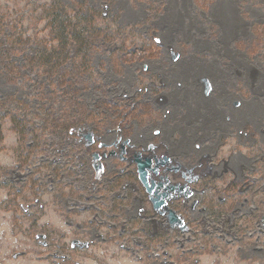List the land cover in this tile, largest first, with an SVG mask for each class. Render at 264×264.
Returning <instances> with one entry per match:
<instances>
[{
	"label": "rangeland",
	"instance_id": "374dc122",
	"mask_svg": "<svg viewBox=\"0 0 264 264\" xmlns=\"http://www.w3.org/2000/svg\"><path fill=\"white\" fill-rule=\"evenodd\" d=\"M155 129L177 144L237 133L264 167V0H0V195L25 170L32 188L60 170L90 187L79 139L156 142ZM40 217L29 243L0 217L10 250L29 253L7 264H57L35 238Z\"/></svg>",
	"mask_w": 264,
	"mask_h": 264
},
{
	"label": "flooded vegetation",
	"instance_id": "af4514ba",
	"mask_svg": "<svg viewBox=\"0 0 264 264\" xmlns=\"http://www.w3.org/2000/svg\"><path fill=\"white\" fill-rule=\"evenodd\" d=\"M200 131L178 144L159 129L156 142L86 133L77 143L90 156V187L64 182L60 170L49 189L32 188L31 170L14 171L18 186L0 195V217L29 243L39 212L44 231L35 238L57 264H264V167L249 154L258 143L244 147L237 133L207 141ZM53 223L71 235H54ZM0 237V264L29 254Z\"/></svg>",
	"mask_w": 264,
	"mask_h": 264
}]
</instances>
